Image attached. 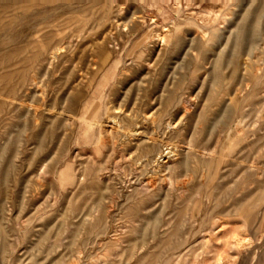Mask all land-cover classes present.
<instances>
[{"label": "rangeland", "instance_id": "1", "mask_svg": "<svg viewBox=\"0 0 264 264\" xmlns=\"http://www.w3.org/2000/svg\"><path fill=\"white\" fill-rule=\"evenodd\" d=\"M0 203V264H264V0H0Z\"/></svg>", "mask_w": 264, "mask_h": 264}, {"label": "bare ground", "instance_id": "2", "mask_svg": "<svg viewBox=\"0 0 264 264\" xmlns=\"http://www.w3.org/2000/svg\"><path fill=\"white\" fill-rule=\"evenodd\" d=\"M57 55V54H56ZM170 150V149H169ZM168 149L167 150H164L162 153H161V151H160V153H161V155H159L158 157H156V158H154V157H152L151 159L152 160H148L149 162H150V164L151 165H153V168L155 169V170H157L158 172H160V170H163V168L164 167H166V164L173 158V154H172V150L171 151H169ZM175 152V151H174ZM176 153V152H175ZM175 155V154H174ZM174 158H176V156L174 157ZM173 158V159H174ZM168 166V165H167ZM165 169V168H164ZM165 171V170H164ZM164 173V172H163ZM157 175H158V173H157ZM151 183V182H150ZM151 185H152V183H151ZM153 186V185H152ZM1 204V203H0ZM1 208V207H0ZM241 240V242H242V244L244 245V246H247L248 244H250V243H252V239L250 238V237H246V238H242V239H240ZM239 240V241H240ZM238 241V240H237ZM218 262H219V264H228V260L226 259V258H220L219 260H218Z\"/></svg>", "mask_w": 264, "mask_h": 264}]
</instances>
